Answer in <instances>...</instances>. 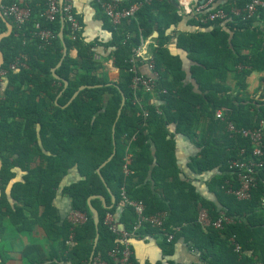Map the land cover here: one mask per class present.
<instances>
[{
	"label": "trees",
	"instance_id": "trees-1",
	"mask_svg": "<svg viewBox=\"0 0 264 264\" xmlns=\"http://www.w3.org/2000/svg\"><path fill=\"white\" fill-rule=\"evenodd\" d=\"M133 1L124 0L123 5ZM12 2L19 0H3V6ZM28 2L30 19L23 29L15 25L0 44L3 68L20 54L27 56L26 67L7 74L5 98H0V236L6 215L26 229L38 223L56 251L50 264H88L97 234L89 197L96 195L90 201L99 212L94 255L109 260L108 251L117 244V236L105 224L106 213H114L128 230L138 222L134 207L121 205L124 190L130 200L144 202L146 215L165 213L162 226L143 222L138 229L136 238L158 239L165 258L146 264H264V166L251 198L238 199L229 192L239 187L229 161L242 157L243 147L248 157L252 144L240 133L231 135L226 122L216 117V110L224 109L237 128L258 127L264 121V77L258 96L246 92L247 78L264 72V13L201 24L180 16L171 0H152L117 28L106 17L113 32L114 65L119 69L115 81L109 78L106 65L95 59L94 43L83 39V22L75 11L81 28L77 38L71 39L65 15L49 21L42 16L47 0ZM37 23L56 32L44 47L32 36ZM6 29L0 17V33ZM140 36L151 44L159 72L153 92L131 86L129 59ZM63 43L67 54L56 73L68 81L66 86L52 72L63 57ZM173 43L186 53L185 59L172 50ZM73 49L75 57L70 53ZM81 85L86 86L70 101ZM178 133L199 147L188 165L198 173L212 172L207 187L214 200L200 195L181 177ZM35 155L43 163L32 166ZM15 167L27 173L24 182L12 185L11 196L18 203L12 207L6 188ZM74 167L82 178L65 185L62 192L71 198L72 209L85 211L88 219L75 227L76 244L67 250L72 225L68 220L61 222L53 200ZM199 205L208 209L212 220L222 213L232 220L222 227H204L198 221ZM167 233H173V239ZM179 241L193 252L192 263L172 258ZM26 253L33 264L45 261L38 259L42 253L38 245L27 246ZM133 260H137L135 254Z\"/></svg>",
	"mask_w": 264,
	"mask_h": 264
},
{
	"label": "built area",
	"instance_id": "built-area-1",
	"mask_svg": "<svg viewBox=\"0 0 264 264\" xmlns=\"http://www.w3.org/2000/svg\"><path fill=\"white\" fill-rule=\"evenodd\" d=\"M105 16L108 18L111 25L115 28L120 26L125 20L134 18L138 10L152 0H135L130 5H123L124 0H96ZM177 7V12L180 16L195 19L201 24L208 23L214 20H227L233 16L248 19L256 16L259 13H264V0H245L240 4L238 0H171ZM5 17L13 19L18 28L23 29L24 24L30 19L32 10L28 5H22L19 2H12L1 7ZM65 15L70 22V38L76 39L80 31L81 25L79 19L74 13L72 0H63L62 5L59 0H47L46 8L42 12V16L49 21H53L57 16ZM33 38L41 40V46L44 47L52 42L56 37V32L49 28H43L39 23L36 24V30L32 34ZM147 41L140 36V44L132 48L130 56V68L132 73L131 86L134 89H143L147 92H153L159 72L156 70L154 56L144 57ZM27 56L20 54L12 61L8 67L0 68V84L7 76L10 70H18L20 67L27 66ZM146 66L149 73H143L141 67ZM216 117L226 122L227 130L231 133H240L242 136L251 141L252 148L249 156L246 157V148L240 149V158H234L229 161L231 169L236 171V176L239 182V187L229 189V192L234 193L238 199H249L252 196V189L256 186L258 180V172L264 166V121L260 122L258 127L254 128H237L233 121L229 120L227 111L224 109L216 110ZM130 162V156L127 157ZM125 171L129 168L125 166ZM123 202L121 205L130 204L134 207L138 215V222L133 229L125 228L118 217L107 212L105 216V224L109 230L117 236V244L108 251L109 260L101 255H94L91 264H141L137 260H133L134 249L133 240L138 236V229L143 222H149L156 227L162 226L165 213L146 215L145 204L142 200H130L123 190ZM88 219V214L85 211L71 209L67 215V220L71 223L69 236L65 242L67 250L75 246V227L83 224ZM231 217L222 213L218 218L212 220L209 211L206 207L199 205L198 221L204 226L214 225L222 227L224 222L231 221ZM169 240L173 239V233H167ZM239 246L236 245L238 251Z\"/></svg>",
	"mask_w": 264,
	"mask_h": 264
},
{
	"label": "crops",
	"instance_id": "crops-1",
	"mask_svg": "<svg viewBox=\"0 0 264 264\" xmlns=\"http://www.w3.org/2000/svg\"><path fill=\"white\" fill-rule=\"evenodd\" d=\"M19 3L22 5H27L29 2L28 0H19ZM72 5L74 11L81 17L83 22V39L86 42L94 43L93 49L95 51V59L103 62L106 65L109 78L116 81L119 77V69L114 65V48L110 46V41L113 38V32L104 12L96 0H72ZM2 6L3 0H0V7ZM7 20L11 23L14 29L16 25L14 24L15 22L12 19L10 20L7 18ZM171 48L174 52L179 53L185 59L186 53L183 50L178 49L174 43L171 44ZM70 53L75 57L77 55V50L73 49ZM143 56L146 58L153 56L151 44L146 45ZM141 71L143 73H149V69L146 64L141 67ZM262 77H264V72H253L248 77L249 86L246 92L249 93L250 96H258L261 93V86L259 85L261 84ZM230 83L234 85V79L230 78ZM7 84V79L5 77L0 84V98H5L4 93L6 86H8ZM153 101L157 103L156 99H153ZM17 120L23 122L24 119L19 117ZM39 129L40 127L37 125L36 130L38 135H40ZM171 130L174 129L171 128ZM175 139L176 156L178 165L181 169V177L184 180L192 183L200 195L207 199L214 200L215 196L209 191L207 187V182L211 179L212 172L198 173L193 171L188 165L191 159L199 153V147H197L195 141L190 140L183 134H176ZM8 143H12V141L8 140ZM39 143H41L40 137ZM0 159L2 160L1 157ZM42 161L43 160L40 158V156L35 155L31 165H39L43 163ZM14 172L15 176L6 188L8 200L12 207L18 204L17 201L11 196L12 185L16 182H24V177L27 171L21 169L20 167H15ZM81 178L82 177L80 176L76 167L70 169L57 191L53 203L59 211L61 222L67 220V215L72 209L71 198L64 194L62 189L65 185L76 182ZM2 227V235L0 236V264H33L26 253L27 246L32 245H38L41 247L42 253L38 255V259L40 261L45 259L43 264H50L52 262V255H54L56 251L53 250L52 246L48 243L46 232L40 224L34 223L31 229H26L23 225H14L10 219V216L6 215L4 217ZM133 249L137 261L141 264H146V262L154 263L159 260L165 261L163 251L159 246L158 239L156 238H135L133 240ZM172 258H175L176 261L181 263H192L195 259V256L193 252L190 251L185 244H183V241H179L176 245L175 254ZM52 259L54 260V256Z\"/></svg>",
	"mask_w": 264,
	"mask_h": 264
},
{
	"label": "water",
	"instance_id": "water-1",
	"mask_svg": "<svg viewBox=\"0 0 264 264\" xmlns=\"http://www.w3.org/2000/svg\"><path fill=\"white\" fill-rule=\"evenodd\" d=\"M59 2H60V4L62 5L63 0H59ZM0 17H1V18L3 19V21L7 24V29H6L5 31H3V32L0 33V44H1L2 39L5 38V37H8V36L12 33V31H13V27H12L11 23L7 20V18L4 16V14H3L2 10H1V7H0ZM59 35H60V38L63 40V29H61ZM63 44H64V54H63V57H62L61 60L58 62V64H57L54 68H52V72H53V75H54L56 78L61 79L62 81H64L65 86H66L67 83H68V81H67L66 79H64V78H61V77L56 73V69H57V67L60 66V65L62 64L63 59H64L65 55L67 54V48H66V45H65V43H63ZM3 63H4V54H3V51L1 50V47H0V68H1V66L3 65ZM85 86H86V85H81V87H79V89L74 93V95H73V97L71 98L70 101H72V99H74V98L77 96V94L79 93V91H80L81 89L85 88ZM70 101H69V102H70ZM123 103H124V100H123V102H122V105H123ZM120 113H121V108H120L119 111H118V116L120 115ZM113 155H114V153L108 158L107 161H109V160L113 157ZM107 161H105L102 165L106 164ZM2 164H3V163H2V160L0 159V170H1ZM99 170H100V169H99ZM95 197H96V195H92V196L89 197L90 209H91V211H92V215H93V218H94V222H95V225H96V228H97V234H96V237H95V240H94V246H93V250H92V253H91V256H90V259H89V263H88V264H91V261H92V259H93V257H94L95 248H96V246H97V244H98V240H99V233H98V227H99V212H98V210H97L94 206L91 205V202H90L91 199H93V198H95ZM100 197L104 200V198H103L102 196H100Z\"/></svg>",
	"mask_w": 264,
	"mask_h": 264
},
{
	"label": "rangeland",
	"instance_id": "rangeland-1",
	"mask_svg": "<svg viewBox=\"0 0 264 264\" xmlns=\"http://www.w3.org/2000/svg\"><path fill=\"white\" fill-rule=\"evenodd\" d=\"M247 82H248V78H247ZM260 86V85H259Z\"/></svg>",
	"mask_w": 264,
	"mask_h": 264
}]
</instances>
